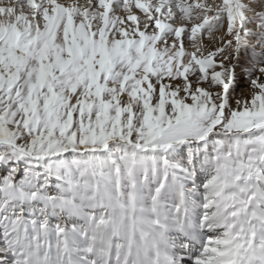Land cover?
Instances as JSON below:
<instances>
[{
    "label": "snow or ice",
    "instance_id": "1",
    "mask_svg": "<svg viewBox=\"0 0 264 264\" xmlns=\"http://www.w3.org/2000/svg\"><path fill=\"white\" fill-rule=\"evenodd\" d=\"M0 264H264V0H0Z\"/></svg>",
    "mask_w": 264,
    "mask_h": 264
}]
</instances>
